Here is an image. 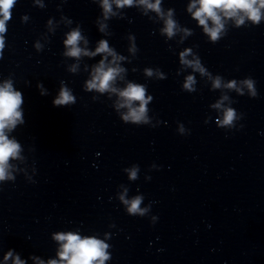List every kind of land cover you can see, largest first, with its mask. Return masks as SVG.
<instances>
[{
    "label": "clouds",
    "instance_id": "9594fccd",
    "mask_svg": "<svg viewBox=\"0 0 264 264\" xmlns=\"http://www.w3.org/2000/svg\"><path fill=\"white\" fill-rule=\"evenodd\" d=\"M117 6H123L125 4L131 5L133 0H115ZM142 4H146L148 7H153L158 10L159 0H157L156 5L148 4V0H140ZM200 7L194 13L196 19L199 23L205 26V30L208 32L212 40H216L220 29L223 27L221 24V18L217 14L216 9L225 11L226 15L235 16L240 12L245 13L254 23H258L260 20V8H264V0H197ZM15 0H0V34L6 31L5 22L10 19V9L12 8ZM195 5H193L194 7ZM103 7L105 12L111 11V5L109 0H103ZM207 19H211L214 28L207 27ZM238 24L243 23V16L237 21ZM174 29V23L171 20L167 21V27L165 31L172 35ZM81 39L80 33L78 31L72 32L66 44L71 46L69 52L70 56L78 57L81 54V49L76 45ZM3 47V37L0 36V48ZM97 52H110L108 45L105 41H101L100 47L97 48ZM86 55L88 53H85ZM95 53H93L94 55ZM185 63H190L184 61ZM120 69L117 68H105L104 62L101 61L100 65L95 69V75L93 80L89 82V89H97L99 91L109 90L111 87V82L115 79L116 75ZM151 75V72L148 71ZM193 80L189 77L188 82L185 84V88H190ZM248 87H252L251 81H246ZM215 86L219 87L220 82L217 79ZM234 86V85H230ZM39 87V85H38ZM115 91V89H112ZM124 103L120 106H127L129 112L123 117L125 121L132 120L133 122L139 123L142 120L146 123L144 118V113L146 111L144 105L147 103L145 100V89L140 85H128V87L120 92ZM73 96L67 89L62 88L58 97L53 100L54 106H61L70 104L73 102ZM148 99H151L149 97ZM134 101H139L141 106L139 108H133L132 103ZM23 103L22 96L20 92L13 90L10 82H6L3 86H0V180H4L8 177L7 167L8 160L10 157H15L18 155L20 146L14 141H9L4 134L5 128H12L15 126L17 121L21 117V112L19 111L20 105ZM234 118V112L232 110H227L225 112L224 123L231 124ZM131 178H136V170L131 172ZM123 199V197H122ZM125 203H129L125 201ZM141 203V197H136L130 202L128 212L132 214L140 213L143 215V210L139 208ZM57 240L63 242L61 245V261H67V264H92L94 260H99V264H103L104 259L107 256L104 253V249L107 247L102 241L95 238L84 237L67 233L60 234L55 237ZM11 255V253H9ZM7 259V257H6ZM15 264H23V261L16 259ZM49 264H57V261H49Z\"/></svg>",
    "mask_w": 264,
    "mask_h": 264
}]
</instances>
